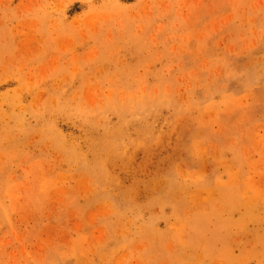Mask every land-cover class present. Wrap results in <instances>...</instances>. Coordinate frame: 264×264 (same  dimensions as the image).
<instances>
[{
  "label": "rangeland",
  "instance_id": "1",
  "mask_svg": "<svg viewBox=\"0 0 264 264\" xmlns=\"http://www.w3.org/2000/svg\"><path fill=\"white\" fill-rule=\"evenodd\" d=\"M0 264H264V0H0Z\"/></svg>",
  "mask_w": 264,
  "mask_h": 264
}]
</instances>
